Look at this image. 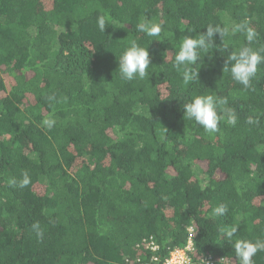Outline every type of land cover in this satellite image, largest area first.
<instances>
[{
	"label": "trees",
	"instance_id": "trees-1",
	"mask_svg": "<svg viewBox=\"0 0 264 264\" xmlns=\"http://www.w3.org/2000/svg\"><path fill=\"white\" fill-rule=\"evenodd\" d=\"M101 15L118 23L101 32ZM142 17L162 25L158 37L138 31ZM237 23L257 33L251 44ZM208 25L225 35L185 84L177 45ZM133 40L151 63L124 81ZM242 46L264 49V0H0V264L146 262L184 247L189 227L194 262L237 264L220 229L264 240V63L249 89L223 72ZM208 94L236 110V126L210 134L183 118Z\"/></svg>",
	"mask_w": 264,
	"mask_h": 264
},
{
	"label": "clouds",
	"instance_id": "clouds-1",
	"mask_svg": "<svg viewBox=\"0 0 264 264\" xmlns=\"http://www.w3.org/2000/svg\"><path fill=\"white\" fill-rule=\"evenodd\" d=\"M111 17L103 15L98 16L96 24L101 32H104L106 26L116 24ZM124 26V25H123ZM121 26L120 28H123ZM138 31L149 37H158L162 31L160 23L152 22L145 17L137 25ZM206 31L199 33L198 36H184L182 42L177 45L178 50L174 54L173 67L182 72V79L185 84L198 79V71H195L197 61L201 59L200 52L209 53L214 47L213 36L219 34L220 38L225 35L222 28L208 25ZM233 32L242 33L249 44L254 41L257 33L246 23H237L232 29ZM228 49V45H224ZM264 49L254 50L249 46H242L238 50L231 51L225 60L223 72H228L233 81L241 84L244 89L251 87V82L256 75L257 66L264 63ZM151 63L147 48L141 47L135 40L124 49L119 56L118 69L120 78L124 81L135 79H144L148 76V69ZM228 105V101L216 94L197 95L189 102L183 105V118L193 121L198 127L203 128L205 132L213 134L219 131L221 121L229 126H236L237 114L234 108ZM250 125L257 124L258 121L253 117L247 118ZM44 124L52 127L54 121L46 119ZM16 183L15 180L12 181ZM30 183L27 173H24L23 179L19 182L20 187H26ZM214 214L223 216L228 207L226 204H220L214 208ZM38 228L39 225H36ZM224 238L231 241L234 249V255L237 264H252V258L259 251H264V240L257 239L255 242L236 239L237 227L222 228ZM42 235V233H38ZM191 264V260H189Z\"/></svg>",
	"mask_w": 264,
	"mask_h": 264
},
{
	"label": "built area",
	"instance_id": "built-area-1",
	"mask_svg": "<svg viewBox=\"0 0 264 264\" xmlns=\"http://www.w3.org/2000/svg\"><path fill=\"white\" fill-rule=\"evenodd\" d=\"M187 233L188 238L185 246L169 251L167 256H164L163 258L152 256L146 262L138 259L127 264H189V260H191V264H229L224 259L214 260L211 257H206L200 259L197 262H194L192 259V237L194 233L193 227H189L187 229ZM146 248L150 249L151 252H156L158 250V246L154 243L152 238H150L149 241L146 242Z\"/></svg>",
	"mask_w": 264,
	"mask_h": 264
}]
</instances>
